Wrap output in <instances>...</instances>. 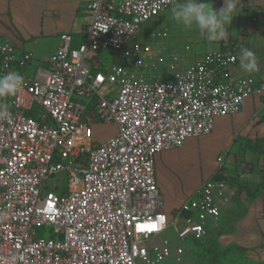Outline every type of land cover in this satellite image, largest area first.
Wrapping results in <instances>:
<instances>
[{
    "label": "built area",
    "instance_id": "1",
    "mask_svg": "<svg viewBox=\"0 0 264 264\" xmlns=\"http://www.w3.org/2000/svg\"><path fill=\"white\" fill-rule=\"evenodd\" d=\"M175 2L88 0L84 41L74 46L72 34H62L47 68L33 75L26 73L31 54L0 40V75L24 76L19 92L0 101L12 113L0 119V264L179 261L182 242L217 223L233 194L223 155L170 212L154 158L210 134L215 118L240 112L249 95L264 96V81L240 74L234 46L201 54L172 78L155 75L133 40ZM105 50L116 52L110 64ZM98 120L116 127L103 142L92 137ZM60 171L68 175L64 193L45 185ZM46 227L47 237L37 230Z\"/></svg>",
    "mask_w": 264,
    "mask_h": 264
},
{
    "label": "crops",
    "instance_id": "2",
    "mask_svg": "<svg viewBox=\"0 0 264 264\" xmlns=\"http://www.w3.org/2000/svg\"><path fill=\"white\" fill-rule=\"evenodd\" d=\"M87 1L0 0V40L10 43L17 55L31 54L26 73L33 75L38 69L47 68V59L58 47L62 34L71 33L74 46L84 41L90 21L85 11ZM203 2H211L217 10L223 6V0ZM172 5L156 17L167 37L172 35V26L178 28L171 19ZM241 7L226 41L210 44L196 30L188 33L198 41L195 53L199 56L234 46L238 57L241 47L250 49L259 70L249 75L255 74L256 80L264 81V0H241ZM238 69L240 74H247L239 61ZM9 99L2 97L0 101L8 103ZM263 99L259 93L249 95L240 112L215 118L210 134L189 138L182 147L162 151L154 158L157 184L165 209L170 212L213 174L216 157L223 155V172L229 176L233 194L221 208V219L212 226L220 234L222 251L235 253L229 256L232 260L238 253L250 259L251 264H264ZM245 141H249V146L241 149Z\"/></svg>",
    "mask_w": 264,
    "mask_h": 264
},
{
    "label": "rangeland",
    "instance_id": "3",
    "mask_svg": "<svg viewBox=\"0 0 264 264\" xmlns=\"http://www.w3.org/2000/svg\"><path fill=\"white\" fill-rule=\"evenodd\" d=\"M158 22L159 18L155 17L144 23L133 41L136 45H139V49H141L143 53L148 55L146 62L149 64L153 63V67H151L152 72H155V75L161 78L169 79L172 78L175 71L190 66L192 62L199 57V55L195 53L198 41L194 39V35H192L191 32L188 33L190 30H184L181 26H178V28L172 26L170 31L172 35L167 37V32L160 27ZM153 33H160V35H155ZM101 56L106 63L110 64L116 58V52L113 50H105L101 53ZM252 77L254 79L257 78L255 74H253ZM110 88L112 90H117L118 86L116 84H111ZM75 99L79 103H87V99L85 98L75 96ZM91 108V106L87 107L88 111ZM91 130L93 140L95 142H103L116 132V127L111 122L98 120L92 123ZM245 148H247V146L241 147V149ZM189 173V178H192L193 174L191 172ZM67 176L65 171H60L49 176L45 181L46 188L53 189L57 193H62L68 184ZM221 214L218 220L221 219ZM207 229L209 235L203 241L197 243L193 242L190 238H186L182 242L185 251L179 261L170 257L165 262L159 264H251L250 259L238 253H236V259L232 260L229 256L235 253L219 251V246H221L219 232L211 224H207ZM37 230L40 235L44 233L46 237L49 235L50 231L49 227L45 229L38 228ZM237 259L239 261H237ZM135 264L148 263L137 259Z\"/></svg>",
    "mask_w": 264,
    "mask_h": 264
},
{
    "label": "clouds",
    "instance_id": "4",
    "mask_svg": "<svg viewBox=\"0 0 264 264\" xmlns=\"http://www.w3.org/2000/svg\"><path fill=\"white\" fill-rule=\"evenodd\" d=\"M242 11L241 0H223V6L215 9L211 2L203 0H176L171 7V19L185 30H196L200 37L211 43L226 41L234 17ZM240 68L247 74L259 70L256 56L246 47L239 49ZM24 86V76L18 71L0 75V98L15 96ZM7 107L0 106V119H11Z\"/></svg>",
    "mask_w": 264,
    "mask_h": 264
},
{
    "label": "trees",
    "instance_id": "5",
    "mask_svg": "<svg viewBox=\"0 0 264 264\" xmlns=\"http://www.w3.org/2000/svg\"><path fill=\"white\" fill-rule=\"evenodd\" d=\"M243 143V147H245V146H249V141H245V142H242ZM214 177H217L216 175H214ZM225 179L227 180V182H228V184H230V179H229V176L227 175V176H225ZM209 235V233H207V235L206 236H204L203 238H201V239H192V241L193 242H201V241H203L204 239H206L207 238V236ZM219 251H222L221 250V248H220V246H219ZM222 252H228V251H222Z\"/></svg>",
    "mask_w": 264,
    "mask_h": 264
}]
</instances>
